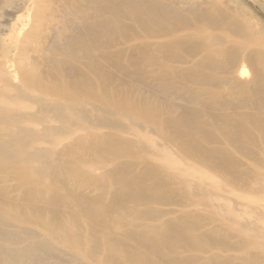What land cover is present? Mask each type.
Instances as JSON below:
<instances>
[{
  "label": "rangeland",
  "instance_id": "1",
  "mask_svg": "<svg viewBox=\"0 0 264 264\" xmlns=\"http://www.w3.org/2000/svg\"><path fill=\"white\" fill-rule=\"evenodd\" d=\"M35 2L0 0V76L5 72L21 80L27 72L26 77L36 79L34 86L25 89L27 94L48 101L67 102L63 92L72 87L71 100L79 99L87 107L89 103L98 106L97 100L105 94L128 106L147 102L158 123L172 115L191 119L195 113L200 120L196 135L199 143L206 149L225 152L243 174L212 169L210 163L196 156V151L195 159L184 158L177 147L190 153L192 144L181 146L176 140L168 143L171 132L160 134L144 118L134 117V123L128 124L124 117L106 115L100 108L88 110L91 116L107 117L117 124L93 121L89 127L52 136L50 143L41 141L36 147L48 150L52 160L78 163L77 169L97 178L104 186L112 185L107 171L116 164L136 165L138 171L144 165L159 166L160 157L167 156L166 174L177 183L166 184L160 190L166 199L152 203L151 207L169 212L187 204L183 207L187 220L178 229L200 237L207 253L196 248L195 252L178 249L177 255L164 249L165 253L188 264H206L213 257L231 259L234 264H264V191L257 190L264 186V0H131V4L130 0H109V9L100 11L97 17V22L108 23L109 31L98 36L91 24L100 8L89 0H39L36 6L40 14L33 9ZM39 20L44 27L32 33L34 22ZM46 23L55 26V34L47 31ZM18 24H25L19 35ZM16 41L22 47H16ZM153 44L169 47L161 51ZM208 55L216 60L217 67H211L206 60ZM92 58L100 63H94ZM21 60L27 62L25 68L18 65ZM225 64L233 72L245 69L246 74L234 77L242 84L252 83L248 92L236 83L219 81L228 76ZM210 75L217 82L208 81L206 77ZM154 76L168 84L170 93L158 91ZM11 96L0 79V116L4 117L2 111L36 113L32 101ZM225 113L232 115L234 128L245 129L234 142L222 133L220 118ZM54 122L51 115L45 119L46 124L55 125ZM26 126L38 132L41 129L39 125ZM127 126L130 133L125 132ZM102 135L122 141L117 147L125 153L112 163L98 159L94 152L98 150L90 144L92 137ZM78 140L83 141L82 145L77 144ZM67 150H71L69 157L63 155ZM81 157L91 164L78 162ZM38 166L34 162L22 165L31 180H39L34 175ZM39 181L45 189L51 185V178ZM6 185L8 192L4 198L25 204L16 182L11 180ZM54 189L66 194L60 186ZM78 193L91 199L99 196L100 191L91 187ZM111 194L109 190L105 195V204L111 203ZM125 199L127 206L133 208Z\"/></svg>",
  "mask_w": 264,
  "mask_h": 264
},
{
  "label": "bare ground",
  "instance_id": "2",
  "mask_svg": "<svg viewBox=\"0 0 264 264\" xmlns=\"http://www.w3.org/2000/svg\"><path fill=\"white\" fill-rule=\"evenodd\" d=\"M89 1L100 8L95 13V22L91 24L92 27L90 26L92 31L94 30L93 33L98 36L109 31L107 22H97L100 11L104 13L109 9L107 6L109 0ZM36 2L33 9L36 14H40L41 11L36 6ZM129 3H132L131 0ZM53 10L57 12L56 9ZM46 25L47 31L55 34V26L49 23ZM42 26L41 20L34 22L32 33L35 30L39 31ZM24 27L25 24L19 25L18 35ZM46 37L48 39V35ZM15 44L18 48L22 47L17 41ZM150 46L151 44L148 47ZM153 46L159 45L153 44ZM207 46H205L206 49ZM168 47V44H162L159 50L165 51ZM211 57L212 55H208L206 60L212 68L217 67L216 60ZM92 59L94 63H98V60ZM23 62L24 60L18 65L25 68L26 61ZM17 63H15L16 66ZM224 69L228 76L221 80L218 78L219 81L233 82L241 90L247 92L250 90L252 83L242 84L240 79L238 81L234 77L236 74L239 77L246 74L243 67L233 72L232 68L225 64ZM26 76H28L27 72L21 80L5 72H2L0 76L6 89L11 92V97H17L18 100H30L37 108L36 113L22 111L13 114L2 111L4 117L0 116V184L4 185L0 190V198H2L0 199V264H188L180 258L168 256L164 249H168L169 254L172 255H177L178 249L182 248H189L194 252L197 249L207 253L201 245L200 237L193 235L190 231L181 232L178 229V225L187 220V213L183 208L187 204L179 205L178 210L169 212H160L151 207L152 203L166 199V194L160 190L166 184L175 181L172 175L166 174L167 170L164 166L169 162L167 156L160 157L159 166L144 165L143 168L138 167V171H135L136 165L116 164L107 171L112 185L104 186L99 184L97 178L77 169L78 163L59 158L52 160L48 150L36 147L41 141L50 143L52 136L72 134L85 126L89 127L93 121L100 122L102 125H116V120L103 116H91L88 110V108L91 110L100 108L106 115L124 117L128 124L134 123V117L144 118L146 123L157 128L160 134L171 132L172 137L168 143H174L176 140L181 142V146L185 143V145L192 144L190 153L177 147L182 157L193 160L196 151V156L210 163L212 169L229 170L235 175H242L243 173L232 164L225 152L218 149H206L199 143L196 135L200 120L195 113L192 114L191 119L172 115L167 116L162 123H158L147 102L133 103L128 106L125 103L114 102L105 94L102 99L97 100L98 106L89 103L87 107L88 104L82 103L79 99L71 100L74 97L72 87L63 92V99L67 102L48 101L42 97H31L27 94L25 89L34 86L36 79L34 82ZM206 79L212 83L217 82V78L211 75ZM153 80L157 83L159 92L170 93L171 88L168 84L162 83L155 76ZM21 109L24 108L21 107ZM49 115L54 117L55 125L45 123ZM220 119L223 124V136L229 142H234L241 133L245 132L244 128L233 127L235 120L232 119V115L225 113ZM27 124L39 125L41 129L39 132L35 131L27 127ZM161 125L162 128H160ZM127 128L125 132L130 133L131 129L129 126ZM121 142L110 135H102L92 137L90 144L98 150L96 152L93 149L98 159H102L104 163H112L114 158L125 153L119 149ZM82 143V140L77 141L78 145ZM69 151L71 150H67V153L63 155L69 157ZM30 161L39 165L34 168V175L39 180L51 178V187L45 189L41 187L39 180H31L28 177L22 165L30 164ZM78 162L91 164L82 157ZM157 176H160V180ZM11 180L16 182V189L22 192L25 204L4 198L5 193L8 192L6 184ZM52 185L60 186L66 194H59ZM91 187L100 191L99 196L90 199L78 193ZM109 190H112V201L105 204L103 199ZM257 190L264 191V186H258ZM125 198L134 205L133 208L127 206ZM165 217L167 219L163 220ZM139 220L149 221L151 224L137 225L135 221ZM100 255L103 256L102 260L99 259ZM230 260L213 257L206 264H234Z\"/></svg>",
  "mask_w": 264,
  "mask_h": 264
}]
</instances>
